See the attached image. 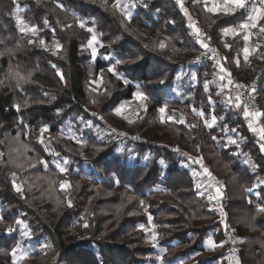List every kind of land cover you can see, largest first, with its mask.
Wrapping results in <instances>:
<instances>
[{
	"label": "trees",
	"instance_id": "16d2710c",
	"mask_svg": "<svg viewBox=\"0 0 264 264\" xmlns=\"http://www.w3.org/2000/svg\"><path fill=\"white\" fill-rule=\"evenodd\" d=\"M111 1L0 0V141L10 129L11 136L20 133L37 159L48 164L44 173L54 182L48 199L39 191L17 192L11 175L21 174V169L3 159L0 206L5 223L14 228L25 216L32 234L51 241L50 251L38 250L27 259L42 263L143 264L147 255L156 253L153 244L143 241L144 233L136 230L154 217L155 245L165 250L164 263L218 264L228 250L225 226L245 239L239 264H264V143L259 132L249 127L244 106H230L226 93L217 94V84L226 83L217 75L221 67L241 82L257 80V101L264 114V32L260 31L264 19L252 28V58L243 60V43L225 31L244 23L248 10L210 12L205 0H181V4L128 0V18ZM17 17L35 27L36 33L21 31ZM189 21L204 30L201 40L208 45L207 52L220 57L219 67L198 66L201 46L193 41ZM89 29H94L100 43L92 70L85 57L92 38ZM41 39L46 44L54 41L60 51L46 49L37 43ZM110 63L115 65L113 72L108 71ZM193 65L198 83L185 90L192 91L193 98H171L168 92L179 70ZM17 71L25 77L31 73L30 80L17 86V78L10 74ZM137 91L148 98L145 114L116 116L114 109L133 100ZM79 106L85 107L79 116L85 118L88 108L118 130L144 138L145 144L135 152L150 153L152 158L131 165L115 154L110 138L83 134L81 142L75 141L66 134V123L78 122L73 110ZM162 107L168 119L160 118ZM199 110L206 120L215 117L213 128L197 116ZM233 134L241 136L240 155L225 141ZM197 160L208 169L207 179L220 189L225 224H220L219 211H211V203L199 193L192 170L180 164ZM64 161L66 171L61 172L57 162ZM91 166L97 171L92 177L84 170L90 167L92 173ZM193 167L199 169L198 164ZM62 183L68 188L62 189ZM258 183L259 195L250 203L248 189ZM207 238L214 241L211 253L204 248ZM7 240L0 238V244ZM33 260L25 264H34ZM11 262L0 258V264Z\"/></svg>",
	"mask_w": 264,
	"mask_h": 264
},
{
	"label": "rangeland",
	"instance_id": "374dc122",
	"mask_svg": "<svg viewBox=\"0 0 264 264\" xmlns=\"http://www.w3.org/2000/svg\"><path fill=\"white\" fill-rule=\"evenodd\" d=\"M118 1L120 3V10L117 11L118 13H120L121 15H126L128 18L130 17V13L128 12L127 7L129 6L128 4V0H115ZM113 2V1H111ZM183 1L180 0V4ZM204 3H208V8H216L215 12H220V11H224L225 12V7L228 8H232L233 6L231 5H225L224 4V0H205ZM246 3V2H245ZM246 7H247V3H246ZM245 7V8H246ZM131 8V7H130ZM116 9V8H115ZM241 8H236L235 10H238ZM258 10L260 8H257ZM263 9V8H261ZM234 10V11H235ZM247 10H251V9H247ZM184 13L186 15H188L187 10H183ZM234 11H229V12H234ZM251 12L249 11V14ZM258 13H254L252 15H256ZM123 15V16H124ZM126 17V18H127ZM127 18V20L129 21V19ZM25 22V21H24ZM191 21H189V26L192 30V24L190 23ZM246 23H249V21H247ZM20 25V24H19ZM26 25V24H25ZM240 25V24H239ZM239 25L232 28V29H236L238 30L237 33H232V35H234L235 37L239 38V41L243 43V48L245 49L246 47L248 48V53L252 51L253 49V43L251 41L252 38V28H249L247 30H243V29H239ZM29 26V25H27ZM20 27H22V25H20ZM30 27V26H29ZM21 29V28H20ZM202 30V37L201 35H199V45L202 47V43H201V38H203V33L204 30L201 28ZM22 31V30H21ZM25 31V30H24ZM23 31V32H24ZM193 31V30H192ZM92 32V36L95 35L97 38V43H95L93 45V47L96 49V55L93 56L92 52H93V47H89V44L87 46L86 51L88 53L85 54V57L87 60V65L90 67V70H92V64L95 61V59L99 58L98 55V48L100 46L99 40H98V35L95 33V31H91ZM28 33L30 34H35L31 31H28ZM229 34V33H228ZM227 34V35H228ZM247 35L248 39L245 40L244 36ZM35 37V39H39L38 36H32ZM40 41V40H39ZM39 43V42H37ZM44 46L46 49L52 51L55 50L56 51H60V46L59 48H57V45L54 41H52L51 43H47L45 42ZM57 53V52H56ZM63 53L61 52V55ZM199 53L197 55L196 58H198ZM89 59H91V62H89ZM109 60V58H108ZM114 63H110V68H112L114 70ZM195 66L193 65L192 67H189V71L187 73V70L185 69H181L178 72V76L177 79H181L184 75L186 77V79L184 80L185 82V86H192L193 84L189 85V83L193 82V80H191L192 76H193V72L191 69L194 68ZM191 71V73L189 74V72ZM61 71H59V75L62 76V74L60 73ZM99 79L96 80L95 86L98 87L99 85ZM217 94L219 95V93H221V91H223V94L226 93L227 89H232L227 85H222V83H218L217 84ZM229 87V88H228ZM235 90V93L237 94L236 89L234 88L233 91ZM189 92H184L185 96L188 98H193L194 93L190 90H188ZM235 94V95H236ZM227 99V98H226ZM214 101V100H213ZM233 101V99H232ZM145 100L144 101H140L135 99L131 100V101H125L121 104L118 105L117 108H119L121 105H123V109L121 110V114L117 115L116 114V109H114V114L118 117H123V118H132L135 117V115L137 114L139 115H143L145 114ZM215 103V101H214ZM214 103H212L214 105ZM211 104V105H212ZM143 105V107H142ZM79 109H75L73 110V112L75 113V116H79L81 113L79 112L80 109H85L81 108V106L78 107ZM88 112V114H86L85 118L86 120H84L85 118L83 116H79L77 118L78 122L75 123H71V122H67L66 126H67V132L66 134L68 136H70L71 138H73L75 141H79L81 142L82 137L85 136L83 134H86L87 136H91L94 135L96 137H99V139H103V138H110L116 146V150H115V154L119 155V157L121 159L124 160V162L126 161V163L134 165L135 163H140V164H145L148 160H150L151 154L150 153H144V154H139L137 152H135V150H137V146L138 145H142L145 144V139L142 137H138L134 134L131 133H126L123 131L118 130L115 126H113L112 124H110L109 122H107L104 117L99 116L97 113L91 111L90 109L86 108ZM60 112H58L59 114ZM92 113V114H91ZM202 111L199 110V112L197 111L196 114L197 116H200L201 118H203L204 124H206L207 126L209 124L213 125V121H211V119L206 120L205 116L201 115ZM200 114V115H199ZM211 116V115H210ZM90 117V118H89ZM160 118L165 120L167 117V112L165 111L164 113L160 112ZM212 118V117H211ZM93 119L96 121V123L93 121ZM169 120H173V118H170ZM176 121V120H175ZM180 122H184V120H180ZM13 130H15L13 128ZM9 132L11 133V129L9 130ZM6 133L4 136V140L0 141V163H2L4 160L3 159H8V163H10L13 166H17L21 169V174H12V183H14V185L19 186L21 191H17L16 187L14 186L15 191L17 192H27V191H39L41 193H43V195L48 199L50 196H53L54 193V182L53 180L44 173V171L47 170V166L48 164L46 163H41L40 159H37V155L35 153V151L30 148L27 144V139L23 138V136L20 135V133H17L15 136H11L9 135L10 133ZM223 134L227 135L228 132L227 130H223ZM19 137V139L17 140L16 138ZM26 139V140H25ZM241 140V136L240 135H231L229 138L225 139V141L227 142V145L230 147H235L237 150L238 155L241 154V152L239 151V147L238 146V142ZM234 141V142H233ZM136 147V148H135ZM52 155V152H49ZM84 155V154H83ZM242 163L247 165V160L245 158V156H242ZM181 159H185L184 155H181ZM198 159H202L201 157ZM198 161V166L199 169L196 170L195 168L193 169L192 173L194 174V176L196 177V179H198V184L200 185V187L198 188L199 193L201 195L206 196L207 200L211 203V207L210 210L215 211L216 213L219 211L218 213V220L220 222V224H225V214H222V210H221V205H218V196L217 194H215L213 192V189L217 188L216 184L213 181H210L209 179H207V173L204 172V168L201 164H199V160ZM59 164V162H57ZM68 163V162H67ZM67 163L64 162H60V165L63 166L64 168H66L64 165H66ZM182 166H184L185 168H188L192 170V166L191 162H189L188 165H186L185 163H180ZM92 167V166H91ZM14 168V167H13ZM84 170L86 171V175L91 176V174L96 175L97 171L95 169H93L92 167V173H91V168L90 167H84ZM195 170V171H194ZM200 175V176H199ZM92 177V176H91ZM100 179H102L100 177ZM65 184L66 187H63L62 189H67L68 185L66 183H62ZM261 183L256 184V187H260ZM92 187V186H90ZM89 187V188H90ZM91 189V188H90ZM209 197H212L211 199H209ZM252 198V197H251ZM251 198L248 197V202H252ZM23 220H19L22 221L21 224H18V226L14 227V228H10L11 226L5 223V220L2 217V207L0 206V222L1 223H5V227L2 226V224L0 223V238H4L5 240H7L8 242H4V244H0V258H3L4 260H11L14 264V257H13V250L14 249H18L16 252V257H15V264H25V263H30L33 258L27 260L28 258H30L29 256L32 255L33 253L36 254V252L39 250V252H46V251H50L52 248V244L51 241L42 236H36L34 234L31 233V230L28 228L27 224L24 223V219L27 218L25 216L21 217ZM254 218V217H253ZM18 221V220H17ZM153 221H154V217H149L148 219H146V222L144 224H140L139 227H137L136 230V234L138 233H144V238L143 241H149L151 244H153V246L155 245V242L158 238L157 235V230L156 227L153 225ZM254 221V220H253ZM221 224V225H222ZM224 232V245L227 246V253L225 254V256H223L221 258V260L219 261L218 264H239V253L242 250V245L245 242V239L242 238L241 236H238V234L236 233V231L234 230H228L225 226H222ZM156 234V240L153 241L152 240V236L153 234ZM228 234L229 235H233V236H237V239L239 241V252H236V250H231V246L228 244ZM227 235V236H226ZM16 240H14L13 242H11L9 240L12 238H16ZM242 241V242H241ZM2 241H0L1 243ZM214 245V241L213 239H209L207 238V240L205 241L204 244V248L206 251L211 250L210 247ZM224 249L226 251V248H222L221 252H224ZM154 251H155V256L152 255H147L145 258V262L143 264H181L182 260H178L176 262H172V263H164L162 261V256L165 253V250L158 247V246H154ZM237 254H236V253ZM206 253H211L210 251L206 252ZM206 253L205 256L206 257ZM235 253V254H234ZM24 254V259H20V255ZM11 262V263H12ZM34 264H52L51 261H45L39 262L37 260H33Z\"/></svg>",
	"mask_w": 264,
	"mask_h": 264
},
{
	"label": "snow or ice",
	"instance_id": "6c2138e0",
	"mask_svg": "<svg viewBox=\"0 0 264 264\" xmlns=\"http://www.w3.org/2000/svg\"><path fill=\"white\" fill-rule=\"evenodd\" d=\"M178 3H180V0H178ZM261 3L264 4V0H261ZM224 4H225L226 6H227V5H231V6H233L232 8L225 7V12H226V13L229 12V11H234L236 8H241V9H242V8H245V7H246L245 0H224ZM208 11H210V12H215V11H216V8H215V7H213V8H209ZM253 12H254V13H258V14H256V15H250V16L248 17V21H249V23H242V24H240V25H239V29L247 30V29H249V28H255V27L257 26V22H258L260 19H264V9H259V10H258V9H256V8H253ZM17 23L20 24V25H22V28H21L22 31H24L25 29L28 30V31H31V32H33V33H35V32L37 31V29H36L35 27H29V26L25 25L24 22H23V20L20 19L19 17H17ZM45 24L47 25V21H45ZM80 26H81V27H84V24L81 23ZM89 31H94V29H89ZM197 31H198V30H197ZM260 31H261V32H264V26H262V27L260 28ZM229 32L237 33L238 30H236V29H229V30H226V31H225V35H227ZM198 34H199V33H198ZM244 39L247 40V39H248V36L245 35V36H244ZM29 43H33V41H29ZM39 43H40L41 45H44V44H45V41H44L43 39H41V40L39 41ZM88 43H89V47H93V45H94L95 43H97V38H96V36L93 35L92 38L89 40ZM201 43H202V46H203V47H205V48L208 47V45L205 44V43H203L202 41H201ZM161 47H163V44H161ZM225 47H229V48H230V45H225ZM57 48H59V45H58V44H57ZM244 54H245V59H247V56H248V48H247V47L244 49ZM92 55H93V56L96 55V49H95L94 47H93ZM197 59H199V58H197ZM108 71H109V72H113V69H112V68H109ZM220 71H221V72H224L225 69H224L223 67H221V68H220ZM10 74H11V76H13L14 78H17V86L20 85V82H21V81L27 83L28 80H30V77H31V73H28L27 77H25V76L21 75L20 72H18V71H17V72L10 73ZM192 79H193V80L196 79L195 74H193ZM220 79H223V76H221ZM0 83H3V82L0 81ZM229 83H231V81H229ZM205 88H207V84H205ZM134 96H135V99L140 100V101H144V100H147V99H148L147 96L144 95V93L139 92V91H137V92L134 94ZM235 99H236V101H237V103L235 104V107H236V108H240V107H241V103L239 102V101H240V95L238 94V95L235 97ZM209 103H210V104L214 103V101L212 100L211 97H209ZM227 103H231V100L229 99V100L227 101ZM123 107H124V106L121 105L119 108L116 109V114H117V115H120V114H121V110L123 109ZM142 107H143V105H142ZM17 109L19 110V105H17ZM159 111H160L161 113H164V112H165V108L162 107V108L159 109ZM201 115H203V113H201ZM243 115H244V117L247 119L250 115L253 116V117H256V116L264 115V114L259 113V112H251V113H250L249 108H248V105H247V102H245ZM129 122L131 123L132 121H129ZM214 123H215V117H213V124H214ZM211 126H212L211 124L208 125V127H211ZM249 127L252 128V125L250 124ZM46 130H47V129H44V131H46ZM252 130L255 131V129H252ZM260 138H261L262 140H264V128L260 129ZM16 139L18 140L19 137H17ZM214 139H215V137H214ZM41 142H43V141H41ZM233 142H234V141H233ZM261 151H264V144L261 145ZM41 163H46V162L41 161ZM65 163H67V161H65ZM57 167L60 168V171H61V172H65V171H66V169H65L63 166L59 165V164H57ZM204 172H205V173H208V169L205 168V169H204ZM208 174L210 175V173H208ZM13 175H14V174H13ZM14 186L16 187V190H17V191H21V189H20L19 186H16V185H14ZM61 187H62V188H63V187H66V185H65V184H61ZM196 187L199 188L200 185L197 184ZM248 191H251V189H248ZM211 198H212V197H209V199H211ZM261 211H264V209H261ZM17 223H18V224H21L22 221H19V220H18ZM84 227H88V225L85 224ZM156 238H157V237H156V234L154 233L153 236H152V240L155 241ZM241 242H242V241H241ZM154 246H155V245H154ZM221 246H222V245H221ZM17 250H18V249H14V250H13V253H12V254H13V257H14V264H15V257H16V252H17ZM19 258H20V259H24V254H21Z\"/></svg>",
	"mask_w": 264,
	"mask_h": 264
},
{
	"label": "built area",
	"instance_id": "2783aa9c",
	"mask_svg": "<svg viewBox=\"0 0 264 264\" xmlns=\"http://www.w3.org/2000/svg\"><path fill=\"white\" fill-rule=\"evenodd\" d=\"M114 1V7L117 11L120 10V3L118 1ZM192 24V23H191ZM192 30L194 32V39L197 43H199V35L202 37V30L196 29V26L192 24ZM198 30V31H197ZM199 33V34H198ZM200 37V39H201ZM197 59V64L200 66L203 65H211L213 68H217L220 66V58L216 53L207 52L206 50H201ZM219 73V72H218ZM224 76L227 77L231 84L233 85V89L235 88L237 91V95H240V103L245 106V102H247L248 108L250 112H259V105L257 101V94L259 90V84L257 80L252 82H241L238 79L233 78L232 76L224 73ZM260 113V112H259ZM255 122V127L259 132L260 129L264 128V120L261 116L253 117ZM262 140V139H261ZM264 143V140H262ZM227 236V235H226ZM228 244L231 246V250H236L239 252V241L237 236L229 235L228 234ZM235 252V253H236ZM234 253V254H235ZM237 254V253H236Z\"/></svg>",
	"mask_w": 264,
	"mask_h": 264
},
{
	"label": "crops",
	"instance_id": "0c3cea01",
	"mask_svg": "<svg viewBox=\"0 0 264 264\" xmlns=\"http://www.w3.org/2000/svg\"><path fill=\"white\" fill-rule=\"evenodd\" d=\"M245 2L247 3V7L246 8H242V9H244V10H247V9H251V10H248V11H250L251 13L248 15V17L250 16V15H252L253 14V8H263L264 9V4H262L261 3V0H245ZM250 3H253L252 5H250ZM239 10V9H238ZM241 10V9H240ZM236 11V10H235ZM234 11V12H235ZM220 12H222V13H226V12H224V11H220ZM228 13V12H227ZM248 21V18H247V20L244 22V23H246ZM259 22V21H258ZM257 22V23H258ZM193 25H195L196 26V29H201V27L197 24V23H192ZM190 27V26H189ZM234 28V27H233ZM230 29H232V28H230ZM190 31H191V35H192V38H193V41L197 44V45H199V43H197L196 41H195V39H194V32L191 30V28H190ZM231 35H232V33L231 32H229ZM234 36V35H233ZM202 41V40H201ZM251 41H252V38H251ZM253 43V42H252ZM254 49V48H253ZM253 49H252V51L251 52H249L248 53V56H247V59H245V54H244V49H243V52H242V59L243 60H248L249 58H252L251 57V55H253ZM201 50H206V48L205 47H201ZM220 58V57H219ZM220 63H221V60H220ZM197 65V64H196ZM199 66V65H198ZM181 69H185V68H181ZM180 69V70H181ZM179 70V71H180ZM185 70H187V73H188V71H189V69H185ZM219 73H217V75H219V78L221 77V76H223V79H221L223 82H226L225 83V85H227V86H229L230 88H232L233 87V85L231 84V83H229V80L227 79V77H225L224 76V73H228L227 72V70H225L224 72H221V71H218ZM191 73V71L189 72V74ZM193 74H195V73H193ZM184 75H186V74H184ZM183 75V77L181 78V79H177L176 80V84L169 90V94H170V97H171V95H172V97H173V99H177V100H181V101H186V99H187V97L185 96V90L187 89V88H192V86H188V87H186L184 84H185V82H184V80L186 79V77ZM195 76H196V74H195ZM228 80V81H225V80ZM191 80H193L192 78H191ZM198 83V78H197V76H196V79L195 80H193V82L191 83H189V85H191V84H193V86H195V84H197ZM228 87V88H229ZM221 93H223V91H221ZM236 93H235V90L233 91V88L232 89H227V91H226V94H225V100H226V102L230 99L231 100V103H227L228 105H234L235 106V104L237 103V101H236V99H235V97L237 96V94L235 95ZM171 97V98H172ZM227 98V99H226ZM232 99H233V101H232ZM240 102V101H239ZM259 112L261 113V109H260V106H259ZM251 113V112H250ZM261 116V118H263L262 117V115H260ZM249 118H250V123H249V125L251 124L252 125V129H255V131H253L255 134H258L257 132H258V130L256 129V127H255V122H254V120H253V116H249ZM211 121H213V116H212V118H211ZM216 125V119H215V123L211 126V127H209L210 129L211 128H213L214 126ZM256 136V135H255ZM192 163V162H191ZM187 165L189 164L188 162L186 163ZM248 164V163H247ZM197 166V162H195V164H194V162L192 163V165H190V166H192L191 168H192V171H193V169H194V167L193 166ZM189 168V167H188ZM196 170H198V168L196 167L195 168ZM195 171V170H194ZM195 174V173H194ZM213 192L215 193V194H217V195H219V193H220V189L217 187V188H215V189H213ZM259 195V187H254L253 189H251V191H248V197L249 198H251V197H256V196H258ZM221 199L219 198V196H218V205L220 206V204H221Z\"/></svg>",
	"mask_w": 264,
	"mask_h": 264
}]
</instances>
